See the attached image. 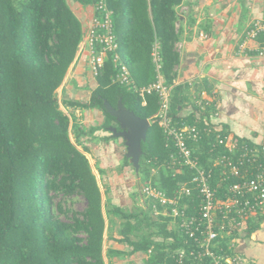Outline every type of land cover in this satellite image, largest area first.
Returning <instances> with one entry per match:
<instances>
[{"label":"trees","instance_id":"1","mask_svg":"<svg viewBox=\"0 0 264 264\" xmlns=\"http://www.w3.org/2000/svg\"><path fill=\"white\" fill-rule=\"evenodd\" d=\"M98 1L0 0V264H106L105 258L123 255L113 250L104 252L106 216L111 215L122 221L121 242L129 244L133 253L151 251L143 264H176L172 254L186 247L185 238L169 231L164 218L155 219L148 206L129 213L107 205L105 216L101 188L82 147V139L97 131L107 132L113 123L116 126L105 103L116 109L122 102L127 110L151 124L141 145L139 175L143 185L151 183L173 197L179 184L189 181L193 172L185 169L174 176L165 169L174 147H166V135L155 118L158 97L142 98L113 84L115 70L108 61L88 102H60L58 98L57 91L83 36L84 25L75 8L93 6ZM183 1H109L118 52L137 87L156 81L152 59L155 44L160 48L162 75L168 85H173L175 68L180 64L175 50L179 41L177 8ZM181 91L182 88L173 89L170 115L179 126L196 124L202 131L213 128L210 133L203 132L198 142H190L201 167L210 169L219 154L225 152L222 147L212 150L217 135L228 134L216 131L211 122L214 111L202 113L198 108L196 115L181 118ZM61 104L71 111L66 114ZM90 109L103 111L105 122L85 130L76 123L74 114L76 110ZM238 141L251 148L255 145ZM260 162L264 164V158ZM255 170L256 164L247 162L242 173L247 171L251 177ZM219 176L215 169L213 185L218 187L219 198H225L228 186L239 179L225 184L220 183ZM196 194L193 206L198 204ZM75 195L84 198L86 209L69 215L62 200ZM250 221L251 218L247 223ZM151 228L152 233L145 230ZM157 236L163 241H155ZM237 236L228 237L223 245Z\"/></svg>","mask_w":264,"mask_h":264},{"label":"crops","instance_id":"2","mask_svg":"<svg viewBox=\"0 0 264 264\" xmlns=\"http://www.w3.org/2000/svg\"><path fill=\"white\" fill-rule=\"evenodd\" d=\"M75 12L84 25L93 11L77 6ZM177 13L179 41L175 50L180 64L175 68L173 88H182L184 104L179 116L190 118L198 108L202 113L214 111L217 115L211 114V122L217 132H225L235 140L264 144V56L259 55L264 41L246 37L254 21L264 20V0H184ZM97 86L89 54L84 53L76 56L57 93L62 100L86 103ZM74 115L76 123L77 115L84 119L82 125L77 124L85 130L105 122L104 112L98 109L76 110ZM112 127L118 128L113 123L107 132L97 131L82 139L85 155L90 164L94 162V174L96 171L101 181L108 179L111 184L109 202L101 189L105 216L107 205L129 213L145 206L142 179L126 157V141L116 137L110 131ZM165 167L173 174L170 167ZM122 226L115 215L106 216L104 252L123 253L110 260L105 258L106 264H143L151 251L133 253L129 244L121 242ZM145 230L152 233L154 229ZM153 239L163 241L159 236ZM233 244L234 253L248 264H264V208L252 214Z\"/></svg>","mask_w":264,"mask_h":264},{"label":"built area","instance_id":"3","mask_svg":"<svg viewBox=\"0 0 264 264\" xmlns=\"http://www.w3.org/2000/svg\"><path fill=\"white\" fill-rule=\"evenodd\" d=\"M109 1L112 0H99L95 5L87 7L93 12L83 26L77 57L89 54L90 70L95 80L110 61L115 70L113 84L125 87L142 98L157 96L159 111L155 118L166 135V147H174L166 166L172 169L174 176L183 174L185 169L193 172L189 181L179 184L173 197L151 183L143 185L141 195L144 205L150 207L155 219L164 218L167 221L168 230L185 238L186 247L172 254L176 264H248L243 257L234 253L235 239L226 245L222 241L238 234L252 214L264 208V164L260 162L264 158V144L251 148L240 144L230 135L218 134L212 150L222 147L225 152L219 154L212 168L201 167L199 160L193 156L190 142H198L203 132L210 133L213 128L209 126L202 131L196 124L179 126L174 122L170 115L174 88L166 83L162 75L158 44L154 45L152 51L156 81L145 87H137L118 52L114 13L109 8ZM246 37L253 40L264 38V20L254 21ZM259 55L264 56V43ZM247 162L256 164L255 173L251 177L247 176V171L246 174L242 173ZM215 169L220 172V183L229 184L231 179H239V182L228 186L225 198H219L218 187L213 185ZM195 192L197 206L191 205L195 202Z\"/></svg>","mask_w":264,"mask_h":264},{"label":"water","instance_id":"4","mask_svg":"<svg viewBox=\"0 0 264 264\" xmlns=\"http://www.w3.org/2000/svg\"><path fill=\"white\" fill-rule=\"evenodd\" d=\"M106 111L116 119L119 128H110V131L118 138L126 141L127 159L130 160L137 173L140 170V159L142 156L141 145L146 140L148 131L151 127L150 121L140 119L134 113L127 110L122 102H119L118 108H113L109 103H105Z\"/></svg>","mask_w":264,"mask_h":264},{"label":"rangeland","instance_id":"5","mask_svg":"<svg viewBox=\"0 0 264 264\" xmlns=\"http://www.w3.org/2000/svg\"><path fill=\"white\" fill-rule=\"evenodd\" d=\"M58 98H59L60 102L63 101L59 95H58ZM61 109L66 114L69 113V110L65 109V107L62 104H61ZM77 116H78L77 117V123L80 125L82 123V121H84V119L82 117H79V115H77ZM91 164H93L92 166H94V162H92ZM93 170H95V169L93 168ZM95 174L97 175V178H98V181H99V184H100L102 191L104 192L105 195H107L105 200H106V202H109L110 198H108V195H110V197L112 198L111 186H110L111 184L108 182V179H106L105 181H101L100 176H98V173L96 171H95ZM60 200H61V198L58 199V201H60ZM62 206L66 210V212L69 213V215H71L72 213H82L86 209V201L84 200L83 197L75 195L72 197L64 198L62 200ZM61 217L63 219L65 218L64 215H62Z\"/></svg>","mask_w":264,"mask_h":264}]
</instances>
